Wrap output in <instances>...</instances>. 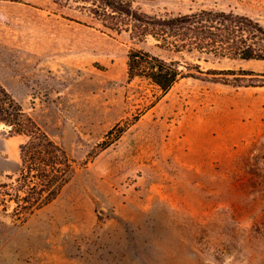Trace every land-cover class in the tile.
<instances>
[{
  "label": "rangeland",
  "instance_id": "374dc122",
  "mask_svg": "<svg viewBox=\"0 0 264 264\" xmlns=\"http://www.w3.org/2000/svg\"><path fill=\"white\" fill-rule=\"evenodd\" d=\"M130 1L155 15L214 8L264 25V0ZM79 4L0 0V81L80 163L25 222L0 212V264H264V86L186 77L151 105L154 88L128 81L129 32ZM138 46L199 55L151 38ZM203 57L204 69L264 72V60ZM6 128L0 181L25 140Z\"/></svg>",
  "mask_w": 264,
  "mask_h": 264
},
{
  "label": "trees",
  "instance_id": "16d2710c",
  "mask_svg": "<svg viewBox=\"0 0 264 264\" xmlns=\"http://www.w3.org/2000/svg\"><path fill=\"white\" fill-rule=\"evenodd\" d=\"M71 0H67L70 2ZM106 28L129 32L134 43L128 53V81H147L155 104L181 79L264 86V72L249 69H204V55L264 60V25L233 11L203 8L189 13L155 15L134 7L130 0H76ZM59 2V1H58ZM151 38L158 48L197 53V62L165 58L142 46ZM11 136L22 135L20 165L0 181V212L25 222L53 202L73 179L80 163L54 140L0 81V126ZM113 131H110L112 134ZM119 135V134H118ZM118 135L98 144L108 147Z\"/></svg>",
  "mask_w": 264,
  "mask_h": 264
}]
</instances>
